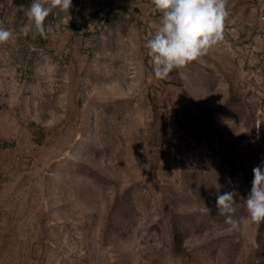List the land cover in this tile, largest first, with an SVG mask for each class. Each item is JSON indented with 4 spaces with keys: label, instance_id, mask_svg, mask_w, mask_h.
Instances as JSON below:
<instances>
[{
    "label": "rangeland",
    "instance_id": "rangeland-1",
    "mask_svg": "<svg viewBox=\"0 0 264 264\" xmlns=\"http://www.w3.org/2000/svg\"><path fill=\"white\" fill-rule=\"evenodd\" d=\"M232 1L222 39L160 80L151 1L95 40L80 20L65 54L63 13L25 37L32 0H0L16 36L0 44V264H264V221L228 231L216 205L235 191L246 218L264 164V20L234 21Z\"/></svg>",
    "mask_w": 264,
    "mask_h": 264
},
{
    "label": "clouds",
    "instance_id": "clouds-1",
    "mask_svg": "<svg viewBox=\"0 0 264 264\" xmlns=\"http://www.w3.org/2000/svg\"><path fill=\"white\" fill-rule=\"evenodd\" d=\"M227 3L228 0H151L152 12L158 13L160 19L143 46L148 50L155 78L168 79L174 70L200 60L222 39L224 21L229 14ZM21 7L28 22L20 26L19 33L25 37L35 33L46 38L51 30L45 25L49 15L54 10L69 14L73 4L72 0H32L27 8ZM15 38L14 32L0 21V44ZM253 176L251 192L245 201L246 218H234L235 191L217 196L218 215L225 217L228 231H238L242 223L264 221V164L253 168ZM204 210L210 211L206 206Z\"/></svg>",
    "mask_w": 264,
    "mask_h": 264
},
{
    "label": "crops",
    "instance_id": "crops-1",
    "mask_svg": "<svg viewBox=\"0 0 264 264\" xmlns=\"http://www.w3.org/2000/svg\"><path fill=\"white\" fill-rule=\"evenodd\" d=\"M139 0H121L120 6L130 8L135 7L143 14H147L149 3L143 0L135 3ZM73 7L70 9V13H63V20L68 21V27H66L64 38V53L68 54L73 46V39L79 36L81 31L77 28V23L80 20L90 15H94L99 11H104L110 15V18L114 20L118 19L116 5L112 3V0H72ZM233 7L232 15L234 21L244 22L254 19L264 20L262 13L264 12V0H233L231 3ZM55 10L53 11V13ZM52 13V14H53ZM51 14V15H52ZM264 24V22H263ZM245 29V28H244ZM249 33V31H247ZM256 40L259 46H262L263 39L261 36H256Z\"/></svg>",
    "mask_w": 264,
    "mask_h": 264
},
{
    "label": "built area",
    "instance_id": "built-area-1",
    "mask_svg": "<svg viewBox=\"0 0 264 264\" xmlns=\"http://www.w3.org/2000/svg\"><path fill=\"white\" fill-rule=\"evenodd\" d=\"M120 1L121 0H112V3L117 6V13L125 17L132 16L134 14V12L131 11L132 9L120 6ZM143 1L150 2L151 0ZM109 19L110 15L104 11H99L94 15L86 17V25L83 33L86 35V37L90 38L91 40H95L100 36L103 30L107 28ZM7 56L16 57V60L18 62L17 67L19 70V77L22 78L28 75L30 70V53H27L20 46H14L11 51L7 52ZM260 61L264 64V52L260 56Z\"/></svg>",
    "mask_w": 264,
    "mask_h": 264
}]
</instances>
